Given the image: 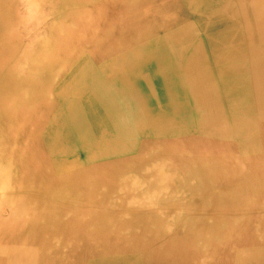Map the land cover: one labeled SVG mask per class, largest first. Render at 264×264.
<instances>
[{"label": "bare ground", "instance_id": "obj_1", "mask_svg": "<svg viewBox=\"0 0 264 264\" xmlns=\"http://www.w3.org/2000/svg\"><path fill=\"white\" fill-rule=\"evenodd\" d=\"M1 209L0 264H264V0H0Z\"/></svg>", "mask_w": 264, "mask_h": 264}, {"label": "rangeland", "instance_id": "obj_2", "mask_svg": "<svg viewBox=\"0 0 264 264\" xmlns=\"http://www.w3.org/2000/svg\"><path fill=\"white\" fill-rule=\"evenodd\" d=\"M112 88V89H111ZM108 94H114L115 96L117 97H120V94L119 92L116 90V88L114 87H110L108 88L107 90ZM125 106V110L128 112V111H133L134 110V107H132V105L130 106L129 103H125L124 104ZM133 122H118V125L119 127L122 129L123 132H128L130 131L131 129H134V131L136 130L133 126H132ZM162 160L167 164V167L170 168V166L173 164V161L175 162L176 161V157H173V156H170L168 157L167 155L164 156L163 158H159L155 161H152L153 163L155 162H160L162 163ZM163 164V163H162ZM141 180V179H140ZM151 194L154 193V190L150 191ZM150 209H158V206L157 205H152L151 207H149ZM2 213V214H1ZM0 215L3 216V217H8V211L6 209H1L0 210Z\"/></svg>", "mask_w": 264, "mask_h": 264}]
</instances>
